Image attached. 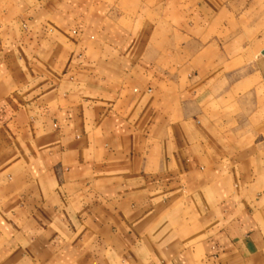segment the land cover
Listing matches in <instances>:
<instances>
[{
    "label": "crops",
    "instance_id": "crops-1",
    "mask_svg": "<svg viewBox=\"0 0 264 264\" xmlns=\"http://www.w3.org/2000/svg\"><path fill=\"white\" fill-rule=\"evenodd\" d=\"M257 2L0 0V264H264Z\"/></svg>",
    "mask_w": 264,
    "mask_h": 264
},
{
    "label": "rangeland",
    "instance_id": "rangeland-1",
    "mask_svg": "<svg viewBox=\"0 0 264 264\" xmlns=\"http://www.w3.org/2000/svg\"><path fill=\"white\" fill-rule=\"evenodd\" d=\"M252 5V3H250ZM258 5L256 10L253 9H244L242 11H239L238 14L242 21H244L243 30H244V55L245 57L249 54L248 51L252 50V45H258L254 48V52H258V49H264V9L262 8V4L258 3L255 4ZM184 13H187L186 10L183 11ZM182 11L179 12V19L180 21H183L182 18ZM181 16V17H180ZM234 28V27H233ZM242 28V27H239ZM231 31L230 26L228 27L227 33L230 34ZM255 35L254 41H252V36ZM235 48V45H234ZM235 92V91H234ZM259 98L261 102H264V89L262 87L259 89ZM257 94V96H258ZM241 96V93H240ZM243 97L244 100L251 101L252 97V91L251 90H244L243 91ZM260 115L261 117L264 116V105H260Z\"/></svg>",
    "mask_w": 264,
    "mask_h": 264
}]
</instances>
